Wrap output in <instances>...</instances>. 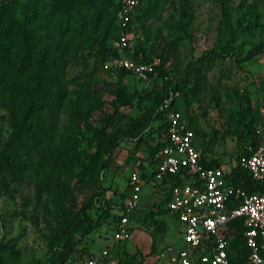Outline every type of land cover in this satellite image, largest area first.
I'll use <instances>...</instances> for the list:
<instances>
[{
  "label": "rangeland",
  "instance_id": "rangeland-1",
  "mask_svg": "<svg viewBox=\"0 0 264 264\" xmlns=\"http://www.w3.org/2000/svg\"><path fill=\"white\" fill-rule=\"evenodd\" d=\"M85 1L82 18L74 16L67 21L70 45L67 50H58L66 61L63 74L66 92L80 110L81 120L79 126L70 125L66 116L59 115L57 134H65L71 149L69 156L74 157L65 203L76 209L92 197L96 202L88 215L93 222L97 221L96 228L75 246L68 264L85 262L110 242L119 203L129 193L130 175L142 176L145 182L151 172L145 160L147 139L146 144L137 148L133 142H120L103 171L100 167L104 158L92 159L93 133L100 128L105 115L112 114L118 91L129 97L131 105L118 107L117 117L111 121L114 128L140 114L148 102H138V99L149 90L163 87L164 79L188 81L196 60L205 56L195 73L202 90L194 95L186 89L174 93L173 108L181 121L193 129L200 152L220 161L225 171L235 165L240 152L233 131L242 102H248L255 122L264 121V53L245 62H237L233 56L237 53L243 59L250 48L264 43V0L144 2L143 6L151 8V13L143 23L132 18L131 27L138 41L132 38L131 43L144 48L154 70L161 67L163 76L159 78L155 71L157 77L150 87L136 82L131 75L119 74L112 64L115 57L106 54V50L114 49L115 39L111 29L112 8L103 9L109 0ZM4 2L11 6L19 22L24 21L26 14L37 15L28 28L42 38L46 35L42 27L48 21L53 22L42 16L48 13L49 0H0ZM97 17L99 23L91 25L90 21ZM82 19L85 23L80 25ZM224 19L229 29L221 32L219 27ZM166 25L170 27L169 32L164 28ZM7 115L0 97V150L11 134ZM62 127L68 131L65 133ZM48 180L54 182L46 171L30 172L20 183L0 171V244L9 243L14 247L18 253L16 264H48L52 258L46 247L49 229L55 227L51 217L52 197L35 190L36 184ZM64 180L62 177L61 182ZM163 199L160 189H153L150 183L143 184L138 205L127 215V236L113 243L102 264H114L132 255H135L133 264H157L159 255L166 249L184 247L181 225L175 217L170 213L155 214L157 207H165ZM154 220L163 223L165 230H155Z\"/></svg>",
  "mask_w": 264,
  "mask_h": 264
},
{
  "label": "trees",
  "instance_id": "trees-1",
  "mask_svg": "<svg viewBox=\"0 0 264 264\" xmlns=\"http://www.w3.org/2000/svg\"><path fill=\"white\" fill-rule=\"evenodd\" d=\"M187 1L181 0L183 4H186ZM144 2L149 4L150 0H140L130 17L129 31L134 42L138 41V36L131 27L132 18L135 17L143 23L151 13V8L148 9V7L143 6ZM85 3V0H49L48 13L42 16L48 20H53V22L48 21L42 27L47 32L43 38L28 28V24L38 18L37 15L26 14L24 21L19 22L14 17L11 6L5 2L0 3V97L4 109L8 111L7 121L11 127L9 139L0 150V171L19 183L26 179L28 173L36 171H46L49 177L54 180L52 183L48 180L46 183L35 185L36 192L42 191L52 197L51 217L55 227L49 229L50 235L47 237L46 247L52 254L48 264H68L72 260L71 256L75 252V246L96 228L97 221L93 222L88 215V211L96 202L92 197L76 209L65 203L66 186L73 174L74 161L72 159L74 157L69 156L71 149L68 148L69 143L65 134L62 136L57 134L59 115L66 116L70 125L79 126L81 120L80 110L73 104L66 92L63 81L66 61L58 53V50L60 48L67 50L70 45L66 35L69 30L67 21L74 16L81 19V12ZM118 5L119 0H109L106 7H103L105 10L107 7L112 8L111 29L114 38L117 33L115 13ZM153 6L156 7L157 4ZM138 12L140 13L139 16H137ZM182 12L184 13L183 8ZM105 14L108 13L105 11ZM98 19L99 17L90 21L91 25H97ZM82 20L83 23L80 25L85 23L84 19ZM164 28L166 32H169V26L166 25ZM228 29V22L224 19L219 30L225 32ZM133 48L134 60L143 64H150L151 58L141 45L135 43ZM262 53H264V43L250 48L243 59L238 58L237 53L233 56L235 61L245 62ZM106 54L114 58L117 56V51L108 49ZM231 54H233L232 51ZM217 56L222 57V55ZM204 58L205 56H202L196 60L192 76L188 79L189 83H187L186 78L164 79L163 87L149 90L138 99V102L144 100L148 102L140 114L130 119L123 126L114 128L111 121L117 117L118 107L131 105L129 97L123 91H118L116 95L117 104L113 103L112 114L105 115L104 119L101 120L100 128L93 133L95 151L92 159L100 156L104 158L100 167L101 171L109 166L111 156L119 147L120 142H133L137 148L146 144V139L149 140V143L146 144L148 154L145 160L151 172L145 182L150 183L153 189L158 188L163 192L162 205L166 204L169 198V188L180 185L182 179L180 174H177L165 176L159 184L151 182L152 170L155 165L154 154L159 148L167 144L166 125L163 120L162 109L165 108V102L169 101L168 106L174 110V93L176 92L186 89L194 95L202 90L195 73L199 71L197 66L203 63ZM155 71L159 78L163 76L160 66L156 67ZM117 72L131 75L123 70H117ZM136 82L138 81L136 80ZM172 82L174 85L171 87ZM5 94L7 95L5 96ZM242 103L241 113L236 120L233 131L236 143L240 148L236 161L242 146L254 144L253 127L257 124L264 125V121L259 123V121L253 120L248 102L243 101ZM95 106H99V104ZM185 126L192 132L195 146L198 149L193 129L188 126V123H185ZM110 127L112 129H109ZM62 128L65 133L68 131L67 127ZM200 164L205 168H221L220 161L215 158L210 159L201 152ZM183 175V178H188L185 172ZM62 177L66 182H61ZM140 178L142 179V176ZM226 178H229L232 186L243 189L247 194H254L262 190L261 184L254 183L247 173L240 170L236 165L230 168ZM127 189V191L130 190L129 179ZM127 196V193L123 195L119 203V215L112 226L113 231L124 214L123 202ZM155 212V214L170 213L165 207H157ZM154 224L155 230H165L163 223L154 220ZM243 233L242 219L232 220L227 224V257L231 264H243L248 255L249 251L245 245ZM134 256L132 255L125 260H117L114 264H133ZM260 256L263 261L262 264H264V252ZM17 259L18 253L13 246L9 243L0 244V264H16Z\"/></svg>",
  "mask_w": 264,
  "mask_h": 264
},
{
  "label": "built area",
  "instance_id": "built-area-1",
  "mask_svg": "<svg viewBox=\"0 0 264 264\" xmlns=\"http://www.w3.org/2000/svg\"><path fill=\"white\" fill-rule=\"evenodd\" d=\"M139 1L119 0L115 13L117 33L112 43L117 56L112 64L115 69L129 72L139 83L150 87L157 77L154 65L134 60L132 35L129 31L130 17ZM168 103L166 101L162 109L167 144L154 154L151 182L159 184L165 176L180 174L182 182L169 188L165 209L181 225L184 247L180 250L166 249L159 255L157 264H231L227 257V224L236 219H242L243 237L249 251L243 264H262L264 125L253 127L254 144L242 146L235 162L254 183L262 185L260 192L247 194L243 189L230 184L229 178H226L230 169L205 168L200 164V150L195 146L192 132ZM183 172L188 175L187 179L183 178ZM144 183L139 175H130V190L123 202L124 214L117 222L110 242L81 264H102L113 243L127 236V215L138 205Z\"/></svg>",
  "mask_w": 264,
  "mask_h": 264
}]
</instances>
